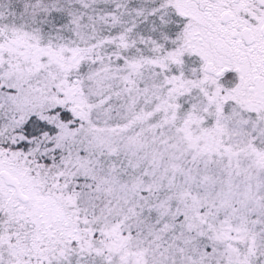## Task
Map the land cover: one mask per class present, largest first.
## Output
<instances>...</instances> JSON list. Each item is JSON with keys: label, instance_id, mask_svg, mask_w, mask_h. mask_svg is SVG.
Here are the masks:
<instances>
[{"label": "snow or ice", "instance_id": "obj_1", "mask_svg": "<svg viewBox=\"0 0 264 264\" xmlns=\"http://www.w3.org/2000/svg\"><path fill=\"white\" fill-rule=\"evenodd\" d=\"M0 264H264V0H0Z\"/></svg>", "mask_w": 264, "mask_h": 264}]
</instances>
